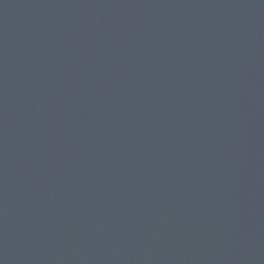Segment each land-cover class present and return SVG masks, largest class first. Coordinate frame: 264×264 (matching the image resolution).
Returning <instances> with one entry per match:
<instances>
[{"label": "water", "instance_id": "water-1", "mask_svg": "<svg viewBox=\"0 0 264 264\" xmlns=\"http://www.w3.org/2000/svg\"><path fill=\"white\" fill-rule=\"evenodd\" d=\"M0 264H264V0H0Z\"/></svg>", "mask_w": 264, "mask_h": 264}]
</instances>
